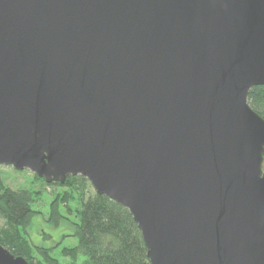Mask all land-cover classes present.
<instances>
[{
	"label": "water",
	"instance_id": "95a60500",
	"mask_svg": "<svg viewBox=\"0 0 264 264\" xmlns=\"http://www.w3.org/2000/svg\"><path fill=\"white\" fill-rule=\"evenodd\" d=\"M254 85L264 0H0V165L85 177L150 264H264Z\"/></svg>",
	"mask_w": 264,
	"mask_h": 264
},
{
	"label": "trees",
	"instance_id": "16d2710c",
	"mask_svg": "<svg viewBox=\"0 0 264 264\" xmlns=\"http://www.w3.org/2000/svg\"><path fill=\"white\" fill-rule=\"evenodd\" d=\"M248 103L264 118V85H254L248 92ZM264 171V154L262 161ZM38 181L45 182L34 174ZM68 190L57 195L50 205L49 221L58 225L62 219L59 206H64L68 214L72 192L77 199L74 211L77 221L71 235L76 244L63 246L61 254L72 261L83 257V264H150L141 231L128 209L113 199L93 191L85 195L89 181L81 175H69L63 183ZM35 192L32 189L0 186V244L14 255H21L30 264H57L51 249L32 245L23 235V230L33 215L32 205Z\"/></svg>",
	"mask_w": 264,
	"mask_h": 264
},
{
	"label": "rangeland",
	"instance_id": "374dc122",
	"mask_svg": "<svg viewBox=\"0 0 264 264\" xmlns=\"http://www.w3.org/2000/svg\"><path fill=\"white\" fill-rule=\"evenodd\" d=\"M1 185L10 188H29L35 192L32 205L33 215L23 230V235H25L32 245L50 248L51 255L57 258V264H83V257L72 261L60 252L63 246H73L76 244L75 237L71 235L73 224L77 221L76 214L74 213L78 205L75 193L72 192L69 201L73 212L68 214L66 208L60 205L59 210L62 219L58 225H55L49 221L50 205L57 195L68 190L67 187L45 184V182L36 180L34 173L28 169L16 170L11 165H0ZM93 191L94 189L90 184L85 191V195L91 194ZM1 224L2 220L0 219Z\"/></svg>",
	"mask_w": 264,
	"mask_h": 264
}]
</instances>
